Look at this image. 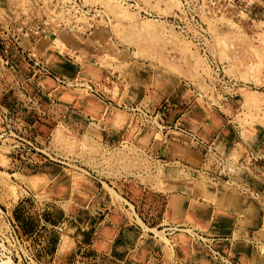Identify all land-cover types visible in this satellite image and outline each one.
Wrapping results in <instances>:
<instances>
[{"label": "rangeland", "instance_id": "obj_1", "mask_svg": "<svg viewBox=\"0 0 264 264\" xmlns=\"http://www.w3.org/2000/svg\"><path fill=\"white\" fill-rule=\"evenodd\" d=\"M176 83L222 114L210 149L230 172L240 165L235 176L248 185L246 158L264 156V0H0L1 261L66 264L45 256L41 223L89 225L101 200L144 236L167 244L181 228L211 243L188 217L167 214L149 229L120 193V183L164 191L166 174L204 177L157 156L163 133L146 115ZM246 148L254 154L239 163ZM205 178L216 218L236 223L234 237L264 243V195ZM86 184L104 193L85 197ZM9 227L28 243H9Z\"/></svg>", "mask_w": 264, "mask_h": 264}, {"label": "crops", "instance_id": "obj_2", "mask_svg": "<svg viewBox=\"0 0 264 264\" xmlns=\"http://www.w3.org/2000/svg\"><path fill=\"white\" fill-rule=\"evenodd\" d=\"M63 64L57 65L61 71L68 69ZM136 90L143 91L144 87L136 86ZM46 96L48 93L45 94V101H48ZM155 106L154 112L160 113L170 123H180L184 128L181 131L183 134L172 130V133L162 135L163 139L156 150L159 159L170 163L183 162L185 167L204 173V177L191 182L186 176L166 174L163 181L164 188L167 189L164 191L146 190L141 186L120 183V193L133 204L139 219L149 229L159 227L167 214L183 221L188 217L205 229L206 232L202 234L211 237V243L194 241L187 233L181 232V228L173 231L172 235L168 233L167 237L172 239L167 244L155 237L150 230L144 236L138 222L131 224L125 215L116 213L108 207L107 201L101 200L94 204L98 206L94 213L89 212L91 224L72 221L66 230L68 235L66 231L62 232L49 225L47 220L41 223L43 228L39 234L44 238L38 243L45 256L52 261L59 254L66 264L77 260L79 264H264V252L258 250L264 243L247 242L241 236L234 237L236 223L229 218H216V205L205 199L210 194L205 174L236 189L247 188L256 195H264V156L255 158L254 152L246 148L239 157L237 161L240 163L244 157L253 156L246 158L251 175L248 185H244L245 181L238 179L234 173L240 165H233L230 172L224 166V159L219 156V152L210 149V143L221 131L222 118L224 119L221 113L207 109L204 111L206 107L193 99L192 93L188 92L183 83L164 87L157 94ZM255 183L262 185L259 186L261 190L252 186ZM85 189L83 194L89 198L104 193L102 188L97 189L90 184H86ZM243 198L249 200L244 194ZM40 214L39 217L45 218L43 210ZM114 215H117L114 219L121 218L120 223L111 220ZM35 235L32 234L30 239Z\"/></svg>", "mask_w": 264, "mask_h": 264}, {"label": "built area", "instance_id": "obj_3", "mask_svg": "<svg viewBox=\"0 0 264 264\" xmlns=\"http://www.w3.org/2000/svg\"><path fill=\"white\" fill-rule=\"evenodd\" d=\"M135 7H138V4L135 3ZM144 14L146 13L145 10L141 9ZM140 12V11H139ZM147 114V112H146ZM148 118H154L156 120V123L158 127H160V130L164 135H167L170 130H177V131H184L183 126L176 122V123H170L168 122L160 113L153 112V114H147ZM151 116V117H150ZM8 242L9 243H28L26 240H24L18 233L16 227H9L8 229ZM40 263V262H37Z\"/></svg>", "mask_w": 264, "mask_h": 264}, {"label": "bare ground", "instance_id": "obj_4", "mask_svg": "<svg viewBox=\"0 0 264 264\" xmlns=\"http://www.w3.org/2000/svg\"><path fill=\"white\" fill-rule=\"evenodd\" d=\"M0 264H12L11 262H10V260H8V259H6V260H0Z\"/></svg>", "mask_w": 264, "mask_h": 264}]
</instances>
